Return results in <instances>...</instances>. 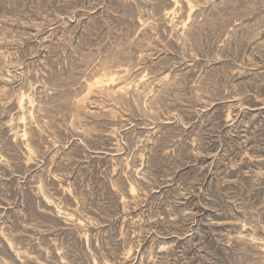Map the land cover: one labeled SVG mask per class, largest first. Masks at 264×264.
<instances>
[{
    "label": "rangeland",
    "instance_id": "1",
    "mask_svg": "<svg viewBox=\"0 0 264 264\" xmlns=\"http://www.w3.org/2000/svg\"><path fill=\"white\" fill-rule=\"evenodd\" d=\"M0 264H264V0H0Z\"/></svg>",
    "mask_w": 264,
    "mask_h": 264
},
{
    "label": "bare ground",
    "instance_id": "2",
    "mask_svg": "<svg viewBox=\"0 0 264 264\" xmlns=\"http://www.w3.org/2000/svg\"><path fill=\"white\" fill-rule=\"evenodd\" d=\"M243 236V235H242Z\"/></svg>",
    "mask_w": 264,
    "mask_h": 264
}]
</instances>
